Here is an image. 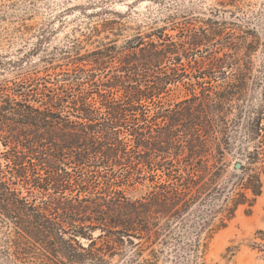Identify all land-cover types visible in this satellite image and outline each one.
Masks as SVG:
<instances>
[{"label": "trees", "instance_id": "obj_1", "mask_svg": "<svg viewBox=\"0 0 264 264\" xmlns=\"http://www.w3.org/2000/svg\"><path fill=\"white\" fill-rule=\"evenodd\" d=\"M55 29L35 28L34 48ZM163 29L127 41L120 73L100 74L98 50L0 84V264H157L178 228L194 229L196 263L201 233L262 194L264 64L242 42L210 47L215 29L176 40ZM145 179L148 192L126 195Z\"/></svg>", "mask_w": 264, "mask_h": 264}, {"label": "rangeland", "instance_id": "obj_2", "mask_svg": "<svg viewBox=\"0 0 264 264\" xmlns=\"http://www.w3.org/2000/svg\"><path fill=\"white\" fill-rule=\"evenodd\" d=\"M67 8L66 23L61 26L55 16ZM104 18L112 22L99 24ZM45 25L56 29L46 33L47 42L35 49L32 32ZM159 28L175 40L195 30L215 29L218 33L210 47L242 42L251 49L254 69L264 64V0H0V84L23 75L43 76L46 68L48 73L57 72L78 56L98 50L107 55L100 74L120 73L119 59L131 51L127 41L156 40ZM184 93L178 85L166 98L174 101ZM234 158L225 154V160L231 161L227 173L233 169ZM152 185L145 179L124 189L127 196L137 198ZM247 208L240 205L224 227L201 233L196 263L195 252L187 247L195 239L194 229L178 228L177 240L164 245L157 264H264V188ZM149 253L150 248L144 249L142 258L150 257ZM119 262L117 255L109 259V264Z\"/></svg>", "mask_w": 264, "mask_h": 264}, {"label": "water", "instance_id": "obj_3", "mask_svg": "<svg viewBox=\"0 0 264 264\" xmlns=\"http://www.w3.org/2000/svg\"><path fill=\"white\" fill-rule=\"evenodd\" d=\"M240 166H241V162L240 161H236V163L234 164V167L236 169H239Z\"/></svg>", "mask_w": 264, "mask_h": 264}]
</instances>
